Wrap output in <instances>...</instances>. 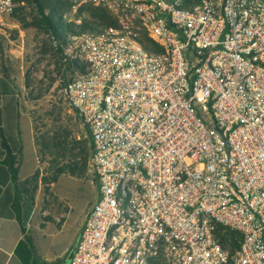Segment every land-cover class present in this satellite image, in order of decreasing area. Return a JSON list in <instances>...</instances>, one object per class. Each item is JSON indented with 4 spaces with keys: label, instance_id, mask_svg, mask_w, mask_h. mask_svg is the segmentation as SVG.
<instances>
[{
    "label": "built area",
    "instance_id": "1",
    "mask_svg": "<svg viewBox=\"0 0 264 264\" xmlns=\"http://www.w3.org/2000/svg\"><path fill=\"white\" fill-rule=\"evenodd\" d=\"M66 1L113 23L59 42L97 187L70 264H264V0Z\"/></svg>",
    "mask_w": 264,
    "mask_h": 264
},
{
    "label": "rangeland",
    "instance_id": "2",
    "mask_svg": "<svg viewBox=\"0 0 264 264\" xmlns=\"http://www.w3.org/2000/svg\"><path fill=\"white\" fill-rule=\"evenodd\" d=\"M44 2L47 4L45 14L60 29L58 36L46 30L40 22L37 8L31 3H17L11 14L0 17V76L8 79L16 90L28 125L31 147V154L27 156V144L22 138L24 150L21 152L19 149L17 127L18 123L22 125V119L19 120L16 105L6 95L7 86L0 83V155L7 153L2 149L4 141L11 153L22 156L23 162L27 157L28 163L21 171L24 179L19 182L33 193L37 205L30 236H35L46 225H52L42 241H32V261L35 264L61 256L68 246L75 243L85 215L97 197L96 183L90 170L87 131L61 93L66 81L79 71L73 62L65 60L59 42L75 32V19L80 18L82 25L99 27L93 16L103 13L82 6L74 14L66 0ZM50 6L57 9L55 15L51 14ZM65 13L69 22L62 17ZM66 27H71L72 32L65 31ZM14 160L19 168L20 158ZM55 161L59 162L53 165ZM71 161L79 163V176L56 173L58 166ZM21 248L15 251L16 256H20ZM7 264H14V259H9ZM148 264L168 263L157 256Z\"/></svg>",
    "mask_w": 264,
    "mask_h": 264
},
{
    "label": "crops",
    "instance_id": "3",
    "mask_svg": "<svg viewBox=\"0 0 264 264\" xmlns=\"http://www.w3.org/2000/svg\"><path fill=\"white\" fill-rule=\"evenodd\" d=\"M0 83L7 86L6 95L9 96L12 100V103L16 105L18 111V118H20L19 120L22 119V125L20 126V123H18L17 127L21 144V147L19 149L21 152H23L24 145L23 143H21V140L22 138H25V144H27L26 148L28 150L27 156H29L31 154V147H29V130L28 125H26L25 114L21 111L19 106L18 95L14 86L8 79L0 76ZM2 149L5 150L3 146ZM5 152H7L6 155H0V264H7L9 259L11 258L14 259V264H35V262L32 261V253H34L32 241H42L43 237L47 232V229L50 228L52 225H46L45 227L40 229V232H37L35 236L31 235V237L30 229L31 224L34 223L35 210L37 205L34 203L33 210L31 211L30 215H28L27 219L26 215H24L22 212L23 217L21 216V218L23 220L22 222H25L24 225L22 224L21 219H19L16 215L13 209V203L16 196V182H14L11 171L8 165L6 164V160L9 155L13 156V158H15L17 161L18 158H20L21 165L18 168V182L24 179V177L21 175V171L22 168H24V166L28 162L27 157L25 159V162H23L22 156H18L17 153H11L9 149L5 150ZM14 166L18 167L17 164H15ZM21 204H23L22 201ZM61 227H63V225ZM27 239L29 240L28 243L26 242ZM20 246L22 247L20 251V256H16L15 251ZM74 246L75 243L73 245L68 246L61 256L51 260L44 259L41 261L40 264H70L72 258V250L74 249Z\"/></svg>",
    "mask_w": 264,
    "mask_h": 264
},
{
    "label": "trees",
    "instance_id": "4",
    "mask_svg": "<svg viewBox=\"0 0 264 264\" xmlns=\"http://www.w3.org/2000/svg\"><path fill=\"white\" fill-rule=\"evenodd\" d=\"M16 3H31L33 5H35V7L37 8V12L40 16V22L42 24H44V27L46 28V30L51 31L55 36L59 35L60 29H58L56 27V24L54 23L53 19L46 15L44 10L47 7V4L44 2V0H14ZM89 8L93 9V10H97L102 12V15H94V20L99 24L97 26H100L102 28L105 27H110L112 26V21L109 18L108 14L98 8H93L90 7ZM50 11L51 14L55 15V13H57V9L55 7H51L50 6ZM96 27L93 25H87V24H83L81 26V29H95ZM65 31H71V27H66ZM64 31V33H65ZM74 33V31L72 32ZM74 68H76L79 72L83 71L82 66L76 64L75 62L73 63ZM88 134V133H87ZM89 137V136H88ZM3 147L5 148V150L7 149V145L6 143L3 141ZM89 145H90V151L92 154V149H91V144H90V139H89ZM9 155V154H8ZM12 159V160H11ZM59 161H55L53 162V165H56ZM6 164L8 165L11 174L13 176L14 182H16V186H15V200L13 203V209L16 213V215L18 216L19 219H21V222L23 221L21 216L22 212L24 215H26V219L28 217V215H30L31 211L33 210L34 207V195L33 193H31L30 191H28L27 189H25L23 187L24 184H20V182H18V167H15V160L13 158V156H10L7 158L6 160ZM79 163L75 162V161H71L68 162V164L61 166V167H57L56 169V173L57 174H61V173H69L71 176H79L80 175V168H79ZM21 201L23 202V204H21ZM25 222H22V224L24 225Z\"/></svg>",
    "mask_w": 264,
    "mask_h": 264
},
{
    "label": "water",
    "instance_id": "5",
    "mask_svg": "<svg viewBox=\"0 0 264 264\" xmlns=\"http://www.w3.org/2000/svg\"><path fill=\"white\" fill-rule=\"evenodd\" d=\"M73 251H74V249L72 250V255H73Z\"/></svg>",
    "mask_w": 264,
    "mask_h": 264
}]
</instances>
